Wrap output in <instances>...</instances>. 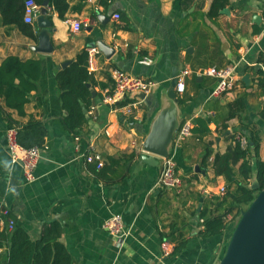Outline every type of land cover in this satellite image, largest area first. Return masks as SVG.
Here are the masks:
<instances>
[{
	"label": "crops",
	"instance_id": "crops-1",
	"mask_svg": "<svg viewBox=\"0 0 264 264\" xmlns=\"http://www.w3.org/2000/svg\"><path fill=\"white\" fill-rule=\"evenodd\" d=\"M211 1L66 0L63 19L49 4L50 53L34 51L42 30L36 20L28 24L31 38L16 26H4L0 15V63L15 56L39 60L41 65L24 117L4 108L0 101L1 201L15 225L33 242L47 228H56V241L64 246L71 264L219 263L233 226L228 216L222 234L201 237L200 212L213 197H223L221 188L228 190L224 178L216 176L211 167L215 154L225 153L239 139L246 140V149L253 134L258 150L255 155L249 146L250 182L256 179V161L264 162V120L259 116L264 93L256 86V73L264 72L260 62L264 57V0H228L215 19L207 16ZM115 14L118 20L113 18ZM72 20L80 24L77 32H71L67 24ZM101 44L111 49L110 57L99 50ZM90 45L98 52L90 62V76L96 84L90 92L95 96L76 142L60 125L65 112L56 75L64 69L62 64L68 66ZM229 65L235 66L236 87L220 98H210L216 81L201 71ZM113 68L155 83L148 95L138 96L142 103L133 119L109 113L99 100L102 89L98 84L107 83L108 76L111 80ZM183 71L189 74L183 78L184 93L177 95L182 102L181 125L190 121L194 127L195 119L204 118L209 133L191 132L180 147L173 145L170 158L183 186L179 191H167L157 185L161 159L148 165L141 160L144 154L139 148L161 96L170 89L173 73L178 76ZM238 97L244 99V110L227 119L228 106ZM6 114L19 123L33 117L46 127V149L40 152L32 182L24 180L21 164L10 160ZM89 147L101 155L104 177L98 178L100 169L85 162ZM207 147L212 155L204 163ZM108 158L118 164L111 166ZM241 162L233 167L236 173ZM113 215H119L126 228L121 245L104 228ZM182 240L185 242L178 249ZM2 253L0 264H6V251Z\"/></svg>",
	"mask_w": 264,
	"mask_h": 264
},
{
	"label": "trees",
	"instance_id": "trees-1",
	"mask_svg": "<svg viewBox=\"0 0 264 264\" xmlns=\"http://www.w3.org/2000/svg\"><path fill=\"white\" fill-rule=\"evenodd\" d=\"M41 5L43 0H34ZM25 0H0V15L4 26H16L28 37L33 38L32 27L23 22V7ZM228 0H212L207 16L215 19L225 8ZM50 7L63 19L67 10L66 0H49ZM87 50H82L67 67L60 70L56 75V82L60 90L59 101L65 116L60 125L70 132L75 138L80 139L81 130L87 122L88 111L93 104L90 88L96 84L87 71ZM264 65V57L260 58ZM41 65L39 60H21L15 56H9L0 63V101H3L4 108L15 111L18 116L24 117L25 105L29 102V95L37 88V81L40 77ZM256 77V86L264 93V72L259 70ZM87 84L90 86L88 87ZM112 81L99 83L100 89L112 88ZM99 100H101V95ZM182 102L179 100L178 105ZM244 99L238 97L229 104L227 119L238 116L244 110ZM3 110V108L0 107ZM86 110V113H83ZM261 120H264V108L259 113ZM10 128L16 131L18 144L25 148H42L45 145L47 130L43 122L29 117L26 123H19L13 120L10 114H6ZM193 135H206L209 133L207 120L197 118L192 128ZM253 136V134H252ZM249 139L251 149L257 155L258 142L255 138ZM243 149L238 140L230 146L225 153L215 154L211 167L216 176H222L228 185V190L222 198L213 197L208 207L200 212L202 229L201 237L220 235L226 229L228 223L226 218L231 220L240 217L255 199L258 192L264 188V162L256 161V180L258 189H249L251 180L250 147ZM212 151L207 147L202 162H207ZM238 174L234 166L240 162ZM111 166H116L118 161L108 158ZM105 164L96 172L98 178L104 177ZM3 187L0 185V200L3 197ZM10 218L15 223V218L8 214H0V260L3 258L2 251H6V264H71V259L64 246L56 241L59 230L47 228L38 241H32L29 235L20 227L14 226L8 230L6 219ZM2 225V226H1ZM234 229V228H233ZM185 241L178 244V249Z\"/></svg>",
	"mask_w": 264,
	"mask_h": 264
},
{
	"label": "built area",
	"instance_id": "built-area-1",
	"mask_svg": "<svg viewBox=\"0 0 264 264\" xmlns=\"http://www.w3.org/2000/svg\"><path fill=\"white\" fill-rule=\"evenodd\" d=\"M40 7L41 6L34 0H25L23 7V22L25 24L34 23L39 16ZM113 18L118 20L119 15L115 14ZM67 24L69 25L71 32H77L80 28V24L75 20L68 21ZM87 53V71L90 75L93 71L90 67V62L98 52L95 48H89L87 49ZM188 74V71H183L181 75L176 77L175 92L178 96L184 93L183 78ZM201 74L211 77L216 81L214 89L209 94L210 98H220L236 87L237 80L234 65H229L220 69L207 68L202 70ZM110 76L113 85L111 89L106 88L102 90L101 103L108 106L109 113H120L124 117L133 119L135 117L134 112L142 103V100L139 99L140 95H143L144 97L148 95L155 87V83L124 73L116 68L111 69ZM192 128L193 126L190 121L182 123L173 139L174 147H180L186 138L191 136ZM6 139L7 152L10 160L21 164L23 177L26 182L34 181V170L40 158V152L41 150L46 149V147L31 149L21 147L17 142L16 131L12 128L8 129ZM75 141L78 142L79 138H75ZM238 141L242 148L246 147L245 139H239ZM88 149V153L84 156L85 162L87 164L95 165L96 169H101L104 165L101 155L96 152L93 147H89ZM157 185L167 191H179L183 186V180L176 172L175 162L170 156L167 159H161V168L157 179ZM219 192L221 196H224L226 190L225 188H221ZM9 213L10 211L8 208H6L0 200V214L2 216H8ZM5 223L8 230H12L15 226L14 221L10 218H7ZM104 228L107 230L108 234L116 240L118 245L122 244V240L126 234V228L119 215H113L110 217L104 223ZM167 254L168 253L166 252L165 255Z\"/></svg>",
	"mask_w": 264,
	"mask_h": 264
},
{
	"label": "water",
	"instance_id": "water-1",
	"mask_svg": "<svg viewBox=\"0 0 264 264\" xmlns=\"http://www.w3.org/2000/svg\"><path fill=\"white\" fill-rule=\"evenodd\" d=\"M40 14L36 18L37 27L41 28L37 36L38 44L35 52L50 53L52 46L49 40L50 22L47 19L49 0H43ZM95 45H90L94 48ZM99 50L106 56L112 54L109 47L101 44ZM67 63L61 65L65 68ZM177 75L173 73L170 89L161 96L159 109L150 121L147 133L144 135L140 151L144 154L141 160L148 165H155L159 159H167L173 148V139L182 122V112L178 105L175 85ZM246 83L248 76L243 79ZM91 96L95 94L92 92ZM144 98V96H141ZM86 113V110H83ZM257 180H252L249 189H258ZM218 264H264V188H262L249 207L241 212L224 255Z\"/></svg>",
	"mask_w": 264,
	"mask_h": 264
},
{
	"label": "rangeland",
	"instance_id": "rangeland-1",
	"mask_svg": "<svg viewBox=\"0 0 264 264\" xmlns=\"http://www.w3.org/2000/svg\"><path fill=\"white\" fill-rule=\"evenodd\" d=\"M239 218H240V217H237L236 219L231 220V216H230V221H229V222L231 223V225L233 226V228H234L235 225L237 224Z\"/></svg>",
	"mask_w": 264,
	"mask_h": 264
}]
</instances>
